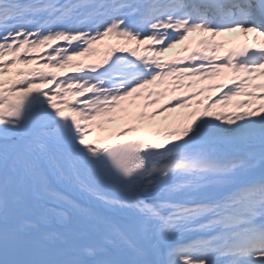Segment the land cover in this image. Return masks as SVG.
<instances>
[{"label":"snow or ice","instance_id":"obj_1","mask_svg":"<svg viewBox=\"0 0 264 264\" xmlns=\"http://www.w3.org/2000/svg\"><path fill=\"white\" fill-rule=\"evenodd\" d=\"M0 264H264V0H0Z\"/></svg>","mask_w":264,"mask_h":264}]
</instances>
